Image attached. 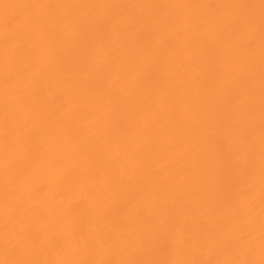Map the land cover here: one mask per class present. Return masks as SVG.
Listing matches in <instances>:
<instances>
[{"label": "bare ground", "instance_id": "bare-ground-1", "mask_svg": "<svg viewBox=\"0 0 264 264\" xmlns=\"http://www.w3.org/2000/svg\"><path fill=\"white\" fill-rule=\"evenodd\" d=\"M262 260V0H0V264Z\"/></svg>", "mask_w": 264, "mask_h": 264}, {"label": "snow or ice", "instance_id": "snow-or-ice-1", "mask_svg": "<svg viewBox=\"0 0 264 264\" xmlns=\"http://www.w3.org/2000/svg\"><path fill=\"white\" fill-rule=\"evenodd\" d=\"M262 4H264V0H262ZM193 264H197V262H193ZM227 264H252V262L233 261V262H227ZM260 264H264V260H262Z\"/></svg>", "mask_w": 264, "mask_h": 264}]
</instances>
